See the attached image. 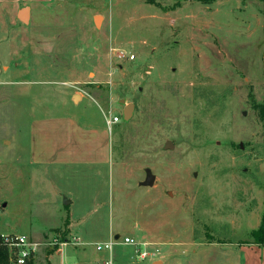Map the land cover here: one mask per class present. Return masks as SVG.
<instances>
[{"label": "rangeland", "instance_id": "obj_1", "mask_svg": "<svg viewBox=\"0 0 264 264\" xmlns=\"http://www.w3.org/2000/svg\"><path fill=\"white\" fill-rule=\"evenodd\" d=\"M29 10L27 24L10 7L0 13V232L39 240L37 264L71 242L65 224L51 230L60 217L112 264H243L264 221V0H51ZM55 116L94 128L119 118L111 167L34 168L31 125ZM147 169L152 187L141 186ZM56 187L57 209L43 212L37 201ZM110 229L148 258L98 251Z\"/></svg>", "mask_w": 264, "mask_h": 264}, {"label": "crops", "instance_id": "obj_2", "mask_svg": "<svg viewBox=\"0 0 264 264\" xmlns=\"http://www.w3.org/2000/svg\"><path fill=\"white\" fill-rule=\"evenodd\" d=\"M49 1L51 0H0V13L7 11V7H10L12 11L16 10V18L18 20L21 12L27 10L29 15L31 6ZM29 145L30 162L34 168L53 167V170L57 173L58 169L64 167H111L112 164L111 133L109 128L106 126L98 128L86 127L71 117L55 116L35 120L31 125ZM55 176L58 178L63 177L57 174ZM30 179L31 187H35V182L38 180L37 175L32 174ZM42 180L44 183L49 182L45 177ZM49 186L52 187L53 185ZM59 192H61L60 189L56 187V189L44 195V198L41 197L37 201L38 208H41L43 212H48L49 207L57 209L56 203ZM65 202L66 206L70 207L73 205L72 199L71 201L65 199ZM68 221L67 236L71 240H77V245L70 244L56 250L50 255L49 264H112V254L108 258L93 255L87 249L88 245L86 244H90L87 242L88 239L83 236L79 228L76 229V227H79L78 223L76 224L71 219H68ZM65 223L66 221H62L60 217V223L56 227L51 228V230L60 229L64 227ZM45 233L47 232H43V230L38 231L36 238L41 240ZM116 238L121 240V236L110 229L106 232L104 240L109 243L116 240ZM31 239L39 242L32 235ZM83 240L86 242H83ZM118 246L123 250L132 251L133 255L134 249L131 246L122 244H118ZM241 252L244 255L243 264H264V246L256 244L246 245L241 249ZM132 258L131 256L130 259ZM117 263L123 264L124 261L117 258Z\"/></svg>", "mask_w": 264, "mask_h": 264}, {"label": "built area", "instance_id": "obj_3", "mask_svg": "<svg viewBox=\"0 0 264 264\" xmlns=\"http://www.w3.org/2000/svg\"><path fill=\"white\" fill-rule=\"evenodd\" d=\"M114 51V50H113ZM119 58H127V53L125 51H118ZM128 59H135L134 56ZM119 123V118H112L108 122V128ZM70 244L77 245V240L73 239L70 243H61L60 248L68 246ZM122 244L131 246L134 249L136 258L144 261L148 258L149 254L147 250H142L140 243L135 241L133 238L126 237L123 240H113L105 245H98L97 250H112L115 245ZM43 244L32 240L27 235L21 234H2L0 237V248L6 252L7 258L10 264H28L30 261H35L39 252L42 250ZM36 262V261H35Z\"/></svg>", "mask_w": 264, "mask_h": 264}, {"label": "water", "instance_id": "obj_4", "mask_svg": "<svg viewBox=\"0 0 264 264\" xmlns=\"http://www.w3.org/2000/svg\"><path fill=\"white\" fill-rule=\"evenodd\" d=\"M28 18L29 17H28V11L27 10L21 12L20 20H21L22 23L27 24L28 23ZM95 22H96V25L99 26L100 22H101V18H96ZM134 109H135L134 105L126 106V108L124 109V112H123L125 121H128L131 118ZM166 147L168 149H171V150L174 149V145L171 142H168ZM155 181H156V177L152 174L151 170L147 169L146 170L145 181L141 183V186H143V187H152L154 185ZM118 240H119V238H116V241H118Z\"/></svg>", "mask_w": 264, "mask_h": 264}, {"label": "trees", "instance_id": "obj_5", "mask_svg": "<svg viewBox=\"0 0 264 264\" xmlns=\"http://www.w3.org/2000/svg\"><path fill=\"white\" fill-rule=\"evenodd\" d=\"M199 1H202L204 3H210L214 0H199ZM262 117L264 118V112H262ZM68 225H69V221L67 220L65 223L66 229H67ZM256 236L259 238V242L257 243V245L263 247L264 246V221H263V224H262L260 231L256 234ZM0 264H10L9 260L7 258L6 252L4 250H2L1 248H0ZM28 264H37V262L32 260Z\"/></svg>", "mask_w": 264, "mask_h": 264}]
</instances>
